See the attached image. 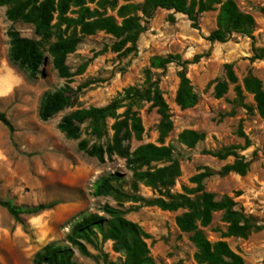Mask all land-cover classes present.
<instances>
[{"label": "rangeland", "instance_id": "374dc122", "mask_svg": "<svg viewBox=\"0 0 264 264\" xmlns=\"http://www.w3.org/2000/svg\"><path fill=\"white\" fill-rule=\"evenodd\" d=\"M86 0V6L101 15L121 22L118 8L126 4L140 5L142 0L125 2ZM241 12L250 14L255 22L253 39L233 34L225 43H210L206 37L216 28V11L200 15L197 29L185 15L157 9L146 31L137 41V51L128 57H120L110 50L114 38L104 32L84 37L75 51L67 56L66 65L71 77L60 78L52 67L50 45L52 38L42 48L44 64L35 79L13 65L9 60L7 31L16 30L22 37L38 41L33 27L21 22L11 23L5 17L6 7H0V112L4 113L13 131L0 123V198L10 199L18 206H35L57 202L51 210L23 216V225L14 221L0 207V264H32L34 254L44 245L57 242L67 245L65 236L70 221L82 213H98L104 204L115 206L112 197H94V183L109 173L124 176L122 189L130 192L132 174L125 161L114 157L101 164L78 151L81 140L92 143L87 125L80 126V138L72 140L58 130L63 116L76 109L103 107L129 86H141L145 71H150L151 80H158L159 89L171 115L172 129L162 137L159 129L160 117L156 109L144 103L139 110L143 134L139 140L132 139L130 151L143 144L169 146L172 156L180 166L181 175L176 179L172 194L183 193V187L191 189V177L203 168L220 170L231 164L233 158L216 160L203 151H216L221 147L236 146L239 155L246 159L256 152L258 157L243 176L229 174L212 176L204 181L206 192L216 200L227 196L235 209L250 216L254 224H264V119L255 109L253 95L243 87V80L252 76L261 82L264 90V60H250L253 48L264 50V0H233ZM141 16L140 12H135ZM173 17L171 21L169 18ZM179 55L182 60L196 63L187 66V77L198 101L189 109L180 110L175 104L180 67L169 64L164 70L150 68L153 57ZM231 64L243 97V104L252 108L247 112L236 101L234 86L229 85L226 94L219 99L214 96L215 85L225 80V65ZM7 79V80H5ZM65 85L75 91L73 107L59 112L51 119L39 118V109L45 93L54 92ZM122 110L119 111V113ZM107 139L112 132L109 127ZM249 140L245 150L244 139ZM193 130L205 135V140L193 149L178 142L183 130ZM139 195L144 198L157 197L151 189L139 185ZM194 196L192 195L191 198ZM122 210L125 218L137 224L148 235L145 240L154 264H197L195 248L189 235L182 233L175 224L176 212L161 211L157 207H144L125 203ZM221 212L212 215L211 223L202 228L206 238L214 243L223 240L229 248L240 255L245 264H264V231L252 232L245 239L222 238L226 225ZM93 257L74 253L77 264H123L124 258L112 250V243L98 244L97 250L88 246Z\"/></svg>", "mask_w": 264, "mask_h": 264}, {"label": "trees", "instance_id": "16d2710c", "mask_svg": "<svg viewBox=\"0 0 264 264\" xmlns=\"http://www.w3.org/2000/svg\"><path fill=\"white\" fill-rule=\"evenodd\" d=\"M130 2L132 0H123ZM142 4H126L118 8L117 14L121 22L117 23L112 17L101 15L96 9L86 6V0H0V7H6L5 17L11 23L21 22L31 25L38 41L22 37L16 30L7 31L9 39L10 62L25 71L30 79H35L41 73L39 68L44 64L42 48L44 44L54 38L50 45L52 67L62 79L71 77L66 65L67 56L73 53L77 45L86 36L97 32H104L114 38L110 50L120 57H128L137 51V41L146 31V24L157 9L173 11L182 14L197 29L201 14L216 11V28L208 34L206 40L210 43H225L233 34L253 39L252 33L255 22L250 14L241 12L233 0H142ZM116 0L110 1L111 8ZM107 1L97 4L102 6ZM135 12H140L137 16ZM171 21L173 17L169 18ZM250 60H264L263 49H252ZM182 60L179 55L153 57L150 68L164 70L169 64L175 63L180 67L178 72V88L175 94V104L180 110L192 108L197 104L198 97L193 91L187 77V66L196 63ZM150 71H145V79L141 86H129L119 93L107 105L99 108L76 109L62 117L58 130L66 138L78 140L80 126L86 124L93 142L81 140L77 144L78 151L103 164L114 157L125 161L127 169L131 171L132 183L130 192L122 189L124 176L120 173H109L99 178L93 186L92 195L98 197H112L115 206L104 204L98 213H82L69 223L65 236L67 245L51 242L37 251L32 264H77L74 253L83 257H93L88 246L97 250L98 244L110 241L112 250L123 255V264H154L145 240L148 235L135 223L125 218L122 210L125 203L138 204L144 207H157L161 211L183 212L176 216L177 228L189 235V240L195 248L194 260L197 264H245L242 257L229 248L223 240L210 242L202 231L212 220V215L221 212V220L226 225L222 238L245 239L252 232L264 231V224H254L250 216L235 209V204L227 196L216 200L215 196L204 189V181L212 176H227L231 173L243 176L247 173L251 163L258 157L253 152L250 159L239 155L240 147L226 146L216 151H203V154L224 161L233 158V162L224 165L220 170L213 171L203 168L190 179L193 188L183 187V193L172 194L176 179L180 177L179 163L172 156L169 146L143 144L130 151L132 139L139 140L143 134V126L139 110L144 103L156 109L160 117L159 129L163 137L172 129L169 108L159 89L158 80L152 81ZM233 85L236 101L247 112L252 108L243 104L240 87L231 64L225 65V80L214 87L216 99L222 98L228 86ZM244 89L253 95L255 109L264 119V90L261 82L247 76L243 80ZM76 102L75 91L64 87L44 94L39 109V118L43 121ZM122 110L120 113L119 111ZM112 132L107 139L108 124ZM0 123L12 133L13 128L5 114L0 112ZM238 136L244 139L243 150L249 147V140L238 130ZM205 140L203 133L193 130H183L178 135V142L187 149H193ZM264 159V148L261 151ZM139 185L157 193V197L144 198L139 195ZM194 196L191 198V196ZM57 202L38 204L35 206H18L10 199L0 198V207L5 209L14 221L23 225V216H31L51 210ZM115 264V263H107Z\"/></svg>", "mask_w": 264, "mask_h": 264}, {"label": "crops", "instance_id": "0c3cea01", "mask_svg": "<svg viewBox=\"0 0 264 264\" xmlns=\"http://www.w3.org/2000/svg\"><path fill=\"white\" fill-rule=\"evenodd\" d=\"M5 80H7V79H5Z\"/></svg>", "mask_w": 264, "mask_h": 264}]
</instances>
